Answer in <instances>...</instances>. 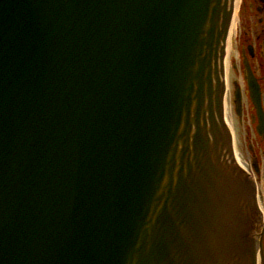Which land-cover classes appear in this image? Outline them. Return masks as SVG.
Instances as JSON below:
<instances>
[{"label":"water","instance_id":"obj_1","mask_svg":"<svg viewBox=\"0 0 264 264\" xmlns=\"http://www.w3.org/2000/svg\"><path fill=\"white\" fill-rule=\"evenodd\" d=\"M232 1L0 0V264H254Z\"/></svg>","mask_w":264,"mask_h":264},{"label":"flooded vegetation","instance_id":"obj_2","mask_svg":"<svg viewBox=\"0 0 264 264\" xmlns=\"http://www.w3.org/2000/svg\"><path fill=\"white\" fill-rule=\"evenodd\" d=\"M225 68V116L235 154L264 205V0H240ZM264 252V235L262 238Z\"/></svg>","mask_w":264,"mask_h":264},{"label":"bare ground","instance_id":"obj_3","mask_svg":"<svg viewBox=\"0 0 264 264\" xmlns=\"http://www.w3.org/2000/svg\"><path fill=\"white\" fill-rule=\"evenodd\" d=\"M232 27V26H231ZM225 113H226V110L224 111ZM260 209L262 210V212H263V209H262V207L260 206Z\"/></svg>","mask_w":264,"mask_h":264},{"label":"rangeland","instance_id":"obj_4","mask_svg":"<svg viewBox=\"0 0 264 264\" xmlns=\"http://www.w3.org/2000/svg\"><path fill=\"white\" fill-rule=\"evenodd\" d=\"M238 1V0H237ZM234 28V26H232Z\"/></svg>","mask_w":264,"mask_h":264}]
</instances>
